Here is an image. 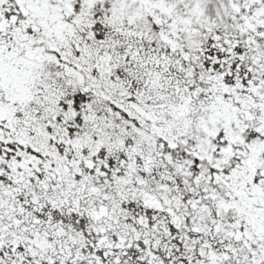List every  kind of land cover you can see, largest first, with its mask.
<instances>
[{"label":"snow or ice","instance_id":"snow-or-ice-1","mask_svg":"<svg viewBox=\"0 0 264 264\" xmlns=\"http://www.w3.org/2000/svg\"><path fill=\"white\" fill-rule=\"evenodd\" d=\"M0 264H264V0H0Z\"/></svg>","mask_w":264,"mask_h":264}]
</instances>
